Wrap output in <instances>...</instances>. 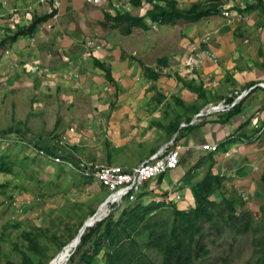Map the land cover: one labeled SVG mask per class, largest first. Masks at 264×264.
Returning a JSON list of instances; mask_svg holds the SVG:
<instances>
[{
	"label": "crops",
	"instance_id": "crops-1",
	"mask_svg": "<svg viewBox=\"0 0 264 264\" xmlns=\"http://www.w3.org/2000/svg\"><path fill=\"white\" fill-rule=\"evenodd\" d=\"M176 1L184 8L199 0ZM59 2L55 19L48 17L31 33L18 34L0 46V88L23 90L35 101L31 112L51 114L47 129L56 134L45 146L35 143L37 146L54 149L53 139L64 133L66 142L60 148L64 158L132 167L173 136L171 146H179L178 164L153 183H144L137 202L164 200L165 193L172 191L180 196L171 202L178 209L192 207L190 185L204 175L210 163L212 173L223 176L227 191H236L243 201H261L264 89H253L243 97L236 104L237 113H212L179 126L202 106L264 80V15L260 7L233 5L229 22L216 13L196 22L151 23L154 29L135 27L122 34L110 28V22L106 26L99 23L103 22L102 12L124 11L114 8L116 0ZM48 3L0 0V40L23 29L34 16L44 15ZM126 5L131 14L141 15L146 9L142 0L139 7H131L128 0ZM237 12L241 17H236ZM205 33L208 39L204 43L200 38ZM91 38L103 41L100 48L87 44ZM193 45L208 51L197 68L183 63ZM158 58L162 61L157 62ZM98 63L107 68L108 78ZM140 63L157 77L150 78ZM68 127L73 130L67 131ZM7 136L26 140L20 135ZM202 143L216 144V150H202ZM48 166L75 173L60 164ZM89 184L97 185L92 180ZM212 199L217 201L219 195L214 193Z\"/></svg>",
	"mask_w": 264,
	"mask_h": 264
},
{
	"label": "trees",
	"instance_id": "trees-1",
	"mask_svg": "<svg viewBox=\"0 0 264 264\" xmlns=\"http://www.w3.org/2000/svg\"><path fill=\"white\" fill-rule=\"evenodd\" d=\"M227 1H192L187 7L180 8L176 0H145L149 5L143 14H131L127 10H113V14L102 12L103 22L99 23L101 26H106V22H110V28H116L120 33L127 34L135 27L146 30L151 23L173 25L177 21L196 22L203 17L216 14ZM128 3L131 7H139L141 0H128ZM252 7H260L264 15L262 0H255V3L246 5L247 9ZM49 16L50 13L34 16L23 29H18L12 35L2 38L0 46H3L6 40H13L18 34L31 33L39 22ZM160 61L162 58L157 59V62ZM97 65L108 78L107 68L101 63ZM140 66L150 78L157 77L151 68L142 63ZM239 109V105L233 106L228 115L239 112ZM0 135H4L3 132ZM14 145H19L20 148L15 149ZM19 154L23 155V159L28 158L33 164L40 163L34 155H30L25 146L12 142L0 148V174L10 175L15 164L21 165L23 161L18 158ZM55 170L57 177L64 172L59 166L55 167ZM72 174L78 176L84 183L91 181L90 178ZM37 179L36 181H40ZM49 179L50 174L47 177L48 181ZM223 179L222 175L212 173L211 163L208 164L204 175L190 185L193 206L186 210L178 209L173 203L163 200H150L144 204L136 200L132 203L125 201L123 204H130L123 206L116 216L111 208V212L109 211L105 218L95 221L94 225L80 236L75 248L79 250L77 261H71V253L68 260L71 264H92L93 258L99 255V264H196L197 260L208 252L205 247L206 241L210 242L209 235L206 236L208 232L213 231L217 234L227 232L232 237H236L251 227L252 213L249 210H237L242 206L243 198L232 189L227 191L222 185ZM260 179L264 184V163ZM6 183L0 182V189ZM78 183L79 181L75 182ZM214 193L219 195L217 201L212 199ZM263 211L264 201L261 203L259 214ZM93 212L94 210L89 215L91 216ZM20 236L25 241L26 249L30 254L19 251V261H6L5 264H43L45 254L37 240L38 234L22 231ZM73 237L69 235L60 243L59 249L69 244ZM83 245H86L85 248L80 249ZM60 250L56 254L60 253ZM53 257L46 264L50 263ZM258 262L264 264V246Z\"/></svg>",
	"mask_w": 264,
	"mask_h": 264
},
{
	"label": "rangeland",
	"instance_id": "rangeland-1",
	"mask_svg": "<svg viewBox=\"0 0 264 264\" xmlns=\"http://www.w3.org/2000/svg\"><path fill=\"white\" fill-rule=\"evenodd\" d=\"M145 5V0H142V6ZM126 6V0H116L114 3V8L119 10H128L125 9ZM220 10L217 14H220ZM9 90L0 88V133L12 136L21 134L23 139L28 138L45 146L46 141L56 134L53 129H47L48 116L51 114L44 110L40 113L31 112L36 107L31 95L19 89ZM0 148L4 147L0 145ZM14 148L19 149L20 146L14 145ZM28 152L33 155L31 151ZM22 156L19 154L18 158L24 163L15 164L10 175L0 174V182H7L0 189V264L19 261V251L30 254L20 236L22 231L38 234L37 240L45 254L43 264H46L60 250L61 242L69 235H77L83 223L90 217L89 213L92 210L95 213L104 203L103 199L107 193L98 184L84 183L70 172H63L57 177L55 166L53 168L44 162L33 164ZM36 178L40 181H36ZM76 181L79 183L75 184ZM149 182L151 180L145 184ZM263 201L264 196L261 201L245 199L237 209L249 210L252 213L251 227L246 232L236 237L227 232H208L206 236L209 235L210 242L206 241L205 244L208 252L199 258L196 264H258L264 246V211L259 214ZM132 202L135 201L130 203ZM130 203L113 208L114 216L123 206ZM109 211H106L105 216ZM93 225L94 223L88 226L84 232ZM75 248L70 252L72 262L78 259L79 250ZM68 257L64 264H71ZM99 262V255L92 260V264Z\"/></svg>",
	"mask_w": 264,
	"mask_h": 264
},
{
	"label": "built area",
	"instance_id": "built-area-1",
	"mask_svg": "<svg viewBox=\"0 0 264 264\" xmlns=\"http://www.w3.org/2000/svg\"><path fill=\"white\" fill-rule=\"evenodd\" d=\"M42 1V0H39ZM86 2L97 3L101 0H85ZM255 0H233L228 5H222L220 14L226 20L230 21V7L236 5V7L242 9L248 4H253ZM59 0H49L46 7V13H50V19L57 17V9L59 6ZM145 7H148V3L145 2ZM236 17H241L240 13H235ZM14 17V13L10 15V19ZM152 29L155 28L154 24H150ZM208 39V34H203L200 38L201 42ZM87 44L97 49L103 44V41L97 38H91L87 41ZM208 54L207 49L198 48L193 45L189 48L188 54L184 58V65L189 68H197L202 61L203 56ZM31 70H35V66L29 67ZM264 89V80H257L244 89L239 91H233L226 98L209 103L202 106L196 112H194L187 122H181L179 126H184L186 123H196L201 117L207 116L212 113H218L230 110L235 106L243 97H245L253 89ZM262 111V120H264V107ZM72 127H68L67 131L71 132ZM173 136L170 140L160 145L153 153L146 158L139 161L135 166L124 167L120 165H107L96 163L90 160L77 159L72 160L70 158H64L60 151V148L66 142V134L62 133L57 135L54 140V149H43L37 146L31 139L26 138L22 140L19 138H13L7 135H0V145L6 147L12 142L24 145L35 156L37 161L44 162L46 164H60L65 170L73 171L81 176L90 178L93 182H96L106 191V197L103 201L107 203V211L111 208L122 205L125 201L131 202L136 200V194L139 192L141 186L148 180L152 183L154 179L164 174L166 171L176 167L178 164V149L179 146L172 145ZM202 150L215 151L216 144L202 143L200 145ZM180 196L176 192L168 191L165 193L164 202H175L179 200Z\"/></svg>",
	"mask_w": 264,
	"mask_h": 264
},
{
	"label": "bare ground",
	"instance_id": "bare-ground-1",
	"mask_svg": "<svg viewBox=\"0 0 264 264\" xmlns=\"http://www.w3.org/2000/svg\"><path fill=\"white\" fill-rule=\"evenodd\" d=\"M107 203H103L99 206V208L97 209V211L94 213L93 216H90L82 225V227L79 229L77 235L74 237V239L68 244L66 245V247L60 251L59 254H57L55 257H53V259L51 260V262L49 264H64L65 261L67 260V257L69 256L70 252L76 247V245L78 244V240L80 238V236L82 234H84L83 232L86 230V228L88 226H90L92 223H94L97 220H100L101 218H103L106 214L107 211ZM111 212V211H110ZM105 218V217H104ZM91 228V227H90ZM75 251V250H74ZM72 255V253H71Z\"/></svg>",
	"mask_w": 264,
	"mask_h": 264
},
{
	"label": "water",
	"instance_id": "water-1",
	"mask_svg": "<svg viewBox=\"0 0 264 264\" xmlns=\"http://www.w3.org/2000/svg\"><path fill=\"white\" fill-rule=\"evenodd\" d=\"M104 202H106V201H104ZM93 213H94V212H93ZM93 213H92V214H93ZM92 214H91V215H92ZM78 242H79V240H78Z\"/></svg>",
	"mask_w": 264,
	"mask_h": 264
}]
</instances>
